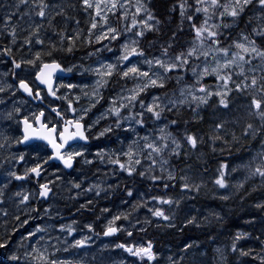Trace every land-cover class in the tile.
Returning a JSON list of instances; mask_svg holds the SVG:
<instances>
[{
	"label": "snow or ice",
	"instance_id": "obj_1",
	"mask_svg": "<svg viewBox=\"0 0 264 264\" xmlns=\"http://www.w3.org/2000/svg\"><path fill=\"white\" fill-rule=\"evenodd\" d=\"M77 51L85 54L73 62ZM0 66V250L9 264H117L103 250L84 251L92 236L75 238L77 221L54 218L50 201L65 192L74 202L85 197L77 213L123 193L130 210L104 207L83 225L95 235H204L167 256L153 239L116 243L131 264H264V0H0ZM58 72L93 82L57 85ZM109 85L108 106L93 118ZM45 96L66 108L33 110ZM82 97L87 105L74 107ZM113 136L117 148L89 143ZM53 161L63 168L49 174ZM101 165L115 166L103 175H124L123 183L102 179ZM66 170L77 175L68 179ZM14 181L35 186L14 190ZM233 200H251L252 210L234 231ZM104 214L110 218L95 233ZM44 218L50 222L16 239L17 225Z\"/></svg>",
	"mask_w": 264,
	"mask_h": 264
},
{
	"label": "rangeland",
	"instance_id": "obj_2",
	"mask_svg": "<svg viewBox=\"0 0 264 264\" xmlns=\"http://www.w3.org/2000/svg\"><path fill=\"white\" fill-rule=\"evenodd\" d=\"M86 62H88V63H91V61H86ZM0 68H2V66H0ZM78 75H77V78L76 79H78L79 80V82H81V78H84V76H82L80 73H78V72H76ZM90 78H91V76H90ZM76 81V80H75ZM78 82V83H79ZM92 82H93V80L91 79V81L88 83L89 85H91L92 84ZM68 83H72V82H68ZM75 83V82H74ZM67 84V83H66ZM80 85V84H79ZM131 85V84H130ZM129 85V86H130ZM65 89V88H64ZM63 89V92H62V94L63 93H65V90ZM70 90H68L67 89V92H69ZM78 91V89H76V91H74V92H77ZM32 103V102H31ZM78 104H80V105H84V106H86L87 105V100L85 99V98H83V99H81L80 101H79V103ZM100 105H101V103L100 104H98L97 105V108L99 109V107H100ZM31 106H32V109L33 110H37L36 109V107H34L35 105L32 103L31 104ZM104 111V110H103ZM99 115V114H98ZM98 129H99V127H98ZM19 166V167H18ZM25 167L26 165L23 163V164H20V165H17V168L20 170V171H23V167ZM105 169H109V168H105ZM102 174V173H101ZM101 174H99V175H101ZM109 175H111V174H109ZM109 175H108V177H109ZM103 176L101 175V178H102ZM2 177H0V182H2ZM102 179H104V178H102ZM105 180H106V178H105ZM91 182V181H90ZM117 182H120V183H122L121 181H117L116 180V182H111V183H117ZM17 183H20V181H18ZM128 184H129V186H131V182H128ZM23 189V190H25V191H28L25 187H20V189ZM30 191V190H29ZM68 193H63V195L59 198V200H58V202L55 200V203L54 202H52L53 204H55V205H53V207L55 208V209H57L58 211H59V213H60V216L59 217H54L55 219H58V220H60V222H62V223H65V224H67V223H71L73 220H75V221H77V224L75 225L76 227H77V232L76 233H73V236L75 237V238H77V239H79V238H81L82 236H86V235H91V233H89L88 231H87V229H85V228H83V225L85 224V223H88V222H93V221H86L85 220V218L84 217H81L82 215H79V217H77V216H73V215H71L72 214V212H66L65 211V209H66V206H68V205H70V203H71V200H68V199H66L65 200V197H66V195H67ZM257 195V197H256V199H259L260 198V196L262 195H259V194H256ZM123 196V193L121 192L120 193V199H117L115 202H114V200L113 201H106V202H111L110 204L109 203H107L106 205L104 204V205H102L101 203H100V200H98V201H96V202H94V204H93V208H95L93 211H95V212H97V210H100V209H102V208H104V207H107V208H109V209H111V212L113 213V214H115V213H117L118 211H121V207L123 206V205H125V204H123L122 203V200H121V197ZM87 198H92V194H89V197H87ZM84 199L85 198H83L82 199V201H84ZM105 200H109V198H104ZM118 200H119V202H118ZM237 202H239L240 203V201H238V200H236ZM231 202H235V200H233V201H231ZM231 202H229V204L227 205V208H230L231 210H232V213L234 212V209L232 208V206H231ZM207 203H209L211 206H215V205H212V202L209 200V201H207ZM44 206H47V205H44ZM125 206H128V205H125ZM126 210H129V209H126ZM66 213V214H65ZM134 214H136V213H134ZM146 213H145V211H143V210H141L139 213H138V215L140 216V218H143V216L145 215ZM66 215H68L69 217H72V219H70V220H66L67 219V217L68 216H66ZM137 215V214H136ZM247 215V214H246ZM258 215V214H257ZM104 217H107V218H110V216H108V214H104V216L101 218V222H103V221H105L106 222V219H104ZM230 217H231V215H230ZM229 217V218H230ZM37 220H40V222H35V221H37ZM3 222V224H5V221H2ZM30 222H33L34 223V227H35V224H37V223H42V222H50V221H48L47 220V218H44L43 219V221L41 220V219H36V220H34V221H30ZM100 222V223H101ZM120 223V221H118V224ZM126 223V222H125ZM99 224V222L98 223H96L95 224V226L96 225H98ZM31 230V229H30ZM100 231V228H98V232ZM168 231H170V230H167V232ZM193 231V230H192ZM95 232L97 233V230L95 229ZM80 233V234H79ZM24 235H26V232H24L23 233ZM100 237L98 238V239H95V241L97 242H95L94 240H91L90 241V243L87 245V247L84 249V251H87L90 255L91 254H93V253H96V254H99L100 252H101V250H103L104 251V253H105V256H106V258H108V257H110L112 260H115L116 262H117V264H119V261H121V260H124L125 261V264H131V261H132V257H130L129 256V254H127L126 252H124L122 249H117V248H115L114 247V245L116 244V243H124V242H120V241H118V240H113L114 242H116V243H113V244H108V241L106 242V240L105 239H107L108 240V238H109V236L108 237H105V236H102L101 237V235H99ZM69 240H71V237H69L68 238ZM98 240H99V242H98ZM102 241H103V243H102ZM142 242H144V241H133L132 243H142ZM91 244V245H90ZM129 244H131V243H129ZM92 245H93V247H92ZM95 245V246H94ZM105 246H107L106 248H105ZM13 247H15V245L13 246ZM163 247V249H164V252L166 253V256L167 255H169L170 254V252H174L175 250H174V248L172 247V246H168V247H166L165 245L164 246H162ZM94 248H96V249H94ZM103 248V249H102ZM162 253V256H165V253ZM60 255L62 256V257H64V256H67L68 254H66V253H60ZM81 255H83V252H81Z\"/></svg>",
	"mask_w": 264,
	"mask_h": 264
},
{
	"label": "trees",
	"instance_id": "obj_3",
	"mask_svg": "<svg viewBox=\"0 0 264 264\" xmlns=\"http://www.w3.org/2000/svg\"><path fill=\"white\" fill-rule=\"evenodd\" d=\"M159 10L161 12H163V10H164V5L163 4H159ZM256 194L261 195L262 193L261 192L253 193V198L254 199H256V197H257ZM250 204H251V200H249V202L247 204H243V205H241V203L237 202L236 200H235V202H231V206L234 209V212L232 213L231 217L229 218V220L231 222L230 225H229V228L231 230H233V231L235 230L233 225H241V226H243V219L247 218L246 214H248L250 211H252L251 208H250ZM4 227H5V224L0 223V233L3 232ZM256 227L258 228L259 225L257 224ZM186 233L183 234V235L179 234V236H178V235H175V232L170 230V231L167 232L168 235L166 234L163 237L161 235L157 236L158 239L160 238V240H157L158 241L157 244H159L160 246H162V245L164 246L165 245L166 247H168V246H171V243H165V242H175V241L177 242L178 240L182 241V236H184V238L186 239L192 233H195V232L194 231L189 232L188 235ZM195 235H197V234H195ZM198 236H202V233L198 234ZM248 243H252V242L249 241ZM0 264H9L8 253L6 251H4V250H0Z\"/></svg>",
	"mask_w": 264,
	"mask_h": 264
},
{
	"label": "flooded vegetation",
	"instance_id": "obj_4",
	"mask_svg": "<svg viewBox=\"0 0 264 264\" xmlns=\"http://www.w3.org/2000/svg\"><path fill=\"white\" fill-rule=\"evenodd\" d=\"M49 103L60 104L61 107L66 108V102H65V101L56 100L55 102H51L50 100L46 99V97H45V100H44L42 106H47ZM106 103H107V101H106L104 104H106ZM74 107H76L75 104H74ZM77 108L79 109V107H77ZM67 114H68L69 116H71V113H67ZM91 145H99L100 147H104V148H108V149H113V148H111V147H106V146H104L103 144L95 143V140H92V141H91ZM24 150H25V149H23V151H24ZM92 151L95 152V151H96V148L93 147V148H92ZM57 167H59V168L62 169V165H60V164H51V165L47 168L48 173H52ZM77 167H79V166H77ZM101 167H102V172H101L102 174H103L104 171H108L107 169H105V168H108V166L105 167V166L101 165ZM109 176H111V175H109ZM105 177H106V176H105ZM103 178H104V177H103ZM106 178H108V176H107ZM104 179H105V178H104ZM116 180H117V181H121V182L123 183V180H119V179H116ZM26 185H28V188H32V189H33V187L35 186L34 181H32V182L26 181ZM105 205H106V204H105ZM79 215H82L81 217H84L86 221H93V222H94V221L96 220V217H97V216H100L101 213H100V210H97V212L92 211L91 214H89V213H84V214H83V213H81V214H73V216H77V217H79ZM100 222H101V221H100ZM100 222H99L98 225L95 226V229H96L97 231H98V228H100V231H99L98 233L101 232V229H102V227H103V224L105 223L104 221L101 222V223H100ZM14 224H15V222L12 221L11 218H9L8 227L11 228L12 226H14ZM31 224H33V223H31ZM17 227H18V232H17V234H18V233L20 232V230H19L20 226L17 225ZM17 234H15V235H17ZM102 236H103V235L101 234V237H102Z\"/></svg>",
	"mask_w": 264,
	"mask_h": 264
},
{
	"label": "bare ground",
	"instance_id": "obj_5",
	"mask_svg": "<svg viewBox=\"0 0 264 264\" xmlns=\"http://www.w3.org/2000/svg\"><path fill=\"white\" fill-rule=\"evenodd\" d=\"M111 203V202H110ZM107 206V205H106ZM95 241V240H94ZM96 242V241H95ZM98 242H99V240H98ZM97 243V242H96ZM102 243H103V241H102ZM91 245V244H90ZM95 246V245H94ZM92 247H93V245H92ZM94 249H96V248H94ZM103 249V248H102ZM6 256V255H5Z\"/></svg>",
	"mask_w": 264,
	"mask_h": 264
}]
</instances>
